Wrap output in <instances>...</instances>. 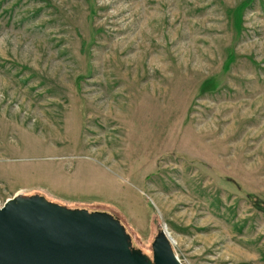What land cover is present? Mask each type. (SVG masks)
Wrapping results in <instances>:
<instances>
[{"label": "rangeland", "instance_id": "1", "mask_svg": "<svg viewBox=\"0 0 264 264\" xmlns=\"http://www.w3.org/2000/svg\"><path fill=\"white\" fill-rule=\"evenodd\" d=\"M17 195L110 215L150 259L164 230L180 264H264V0H0Z\"/></svg>", "mask_w": 264, "mask_h": 264}, {"label": "water", "instance_id": "2", "mask_svg": "<svg viewBox=\"0 0 264 264\" xmlns=\"http://www.w3.org/2000/svg\"><path fill=\"white\" fill-rule=\"evenodd\" d=\"M129 238L110 215L39 195L13 196L0 206V264H180L164 231L154 237L151 259Z\"/></svg>", "mask_w": 264, "mask_h": 264}, {"label": "trees", "instance_id": "3", "mask_svg": "<svg viewBox=\"0 0 264 264\" xmlns=\"http://www.w3.org/2000/svg\"><path fill=\"white\" fill-rule=\"evenodd\" d=\"M210 80L206 81V83H208ZM209 84V83H208ZM40 196V195H39Z\"/></svg>", "mask_w": 264, "mask_h": 264}, {"label": "bare ground", "instance_id": "4", "mask_svg": "<svg viewBox=\"0 0 264 264\" xmlns=\"http://www.w3.org/2000/svg\"><path fill=\"white\" fill-rule=\"evenodd\" d=\"M164 231V230H163ZM164 234L166 235V233L164 232ZM167 236V235H166ZM171 243V242H170Z\"/></svg>", "mask_w": 264, "mask_h": 264}]
</instances>
